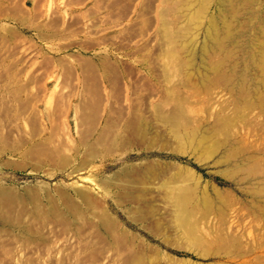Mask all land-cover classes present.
<instances>
[{"label": "rangeland", "instance_id": "obj_1", "mask_svg": "<svg viewBox=\"0 0 264 264\" xmlns=\"http://www.w3.org/2000/svg\"><path fill=\"white\" fill-rule=\"evenodd\" d=\"M240 6L232 21L220 0H0V264H264L245 47L264 0ZM212 16L227 41L204 56ZM242 71L246 100L228 87Z\"/></svg>", "mask_w": 264, "mask_h": 264}, {"label": "bare ground", "instance_id": "obj_2", "mask_svg": "<svg viewBox=\"0 0 264 264\" xmlns=\"http://www.w3.org/2000/svg\"><path fill=\"white\" fill-rule=\"evenodd\" d=\"M238 1V2H237ZM258 1H260V0H220V4L222 5V7H223V9L222 10H227V12L229 13V15H231L232 16V21L235 19L234 18V16L236 15H238V14H236V9H237V7H239L240 5V7H242V8H247L248 9V11L249 12H253L254 10L252 9L254 6H255V4L256 3H258ZM263 1V0H262ZM259 5V4H258ZM260 7V6H259ZM251 8V9H250ZM259 9V8H258ZM245 12H246V10H244ZM256 11V10H255ZM261 13L263 12L264 13V8L262 9V7L260 8V10H259ZM259 11H258V13H259ZM222 12V11H221ZM241 12H243L242 10H241ZM245 12H243V13H245ZM240 13V12H239ZM262 13V14H263ZM225 14H226V12H225ZM240 14H242V13H240ZM246 14V13H245ZM257 14V13H256ZM249 15V14H248ZM247 15V16H248ZM230 16V17H231ZM240 16V15H239ZM239 16H237V17H239ZM246 16V17H247ZM259 16V15H258ZM227 17H229V16H227ZM245 17V16H244ZM245 17V18H246ZM264 15L261 17H259V20H260V22L261 21H264ZM231 18H229V20H230ZM238 20V19H237ZM248 20V19H247ZM241 21H243L242 19H241ZM244 22V21H243ZM259 22V23H260ZM222 23L224 24L223 26H224V31H225V35H226V38H228V39H231V38H233V34H232V31H231V28H230V25H231V22H229L228 20H227V18H225L224 17V19H223V21H222ZM242 24V23H241ZM248 24V23H247ZM247 24H242V26L244 25H247ZM256 25H258V24H256ZM259 26V29L258 30H263V28H260V25H258ZM250 27V26H249ZM262 27V26H261ZM245 28V27H244ZM248 28V27H247ZM256 31V30H255ZM254 31V32H255ZM243 32H245V31H243ZM254 32H252V34L254 33ZM262 32V31H261ZM260 32V33H261ZM263 33V32H262ZM264 34V33H263ZM263 34H261V36H263ZM247 35V34H246ZM257 35V34H256ZM245 36V35H244ZM254 36V35H253ZM258 36V35H257ZM252 37V36H251ZM255 37V36H254ZM243 38V37H242ZM248 38V37H247ZM253 38V37H252ZM258 38V37H257ZM256 38V39H257ZM264 38V37H263ZM232 40V39H231ZM245 40V39H244ZM258 40V39H257ZM261 40V39H260ZM260 40H258V41H260ZM225 41H227V39L225 40ZM225 41L222 39V37H220L218 34H217V19L214 17V16H212L211 18H210V20H209V24H208V27H207V33H206V41H205V43H204V45H203V47L201 48L202 49V53H203V55L205 56L206 54H208V55H210L209 54V52L212 50H217V49H222L223 48V46H225L226 45V43H225ZM240 41V40H239ZM247 41V40H246ZM260 42H261V44H260ZM258 44H260V45H257L258 46V50H256V51H258V53L257 54H255V52H252L251 50H252V48H255L256 46L252 43V42H250V41H248L247 43H246V46L245 47H247V49H246V52L249 54V56L247 57L248 59L250 58V60L251 61H253V63H251V66L252 67H254V69L256 70V71H258V72H260V74H261V77H259L258 79H256L255 80V82L253 83L254 84V87H253V89H252V93H250V94H253V102L255 103V105L257 106V107H260V110H261V108H263L264 109V40H261ZM228 43V42H227ZM232 43V42H231ZM236 43V42H235ZM225 44V45H224ZM237 44V43H236ZM241 45H242V43H240ZM228 46V45H227ZM244 46V45H243ZM242 46V47H243ZM255 46V47H254ZM227 49V48H226ZM222 51V50H221ZM217 52H218V50H217ZM245 53V52H244ZM211 54H212V52H211ZM247 54V55H248ZM245 56V55H244ZM256 58V59H255ZM242 59H243V57H242ZM250 61V62H251ZM243 62V61H242ZM244 63H246L245 61H244ZM244 63H242L243 65H244ZM207 65H209V63L207 64ZM242 65V66H243ZM246 66H245V71H247L248 70V67H249V64L247 65V63L245 64ZM232 66V65H231ZM234 66V65H233ZM236 67V66H235ZM208 68V67H207ZM243 68V67H242ZM208 69H210V71L211 72H218V66H216V65H211V66H209V68ZM235 70H236V68H235ZM234 71V70H233ZM237 71V70H236ZM231 72H232V70H231ZM232 73H234V72H232ZM242 73H243V71H242ZM239 74H241L240 72H239ZM207 75V74H206ZM259 75V74H258ZM230 77H232L231 75H230ZM229 77V78H230ZM206 78V77H205ZM207 78H210L208 75H207ZM206 78V80H209V79H207ZM212 78V77H211ZM256 78H257V76H256ZM225 79V81H227L226 83H228V78L226 79V78H224ZM232 79H233V77H232ZM246 79H248V77L246 78V74H245V72L241 75V77H240V79H239V83H238V85L236 86V85H232V86H228L229 87V89H231V90H233V91H235V93L237 94V96L239 97V98H241V99H245L246 100V98L245 97H247V98H249V96L250 95H248V91H246V88H245V85H246V83H247V80ZM249 80V79H248ZM210 81V80H209ZM236 82V81H235ZM229 83H230V81H229ZM234 84V83H233ZM236 84V83H235ZM228 85V84H227ZM250 91H251V89H250ZM248 92V93H247ZM244 100V101H245ZM248 100V99H247ZM243 101V100H242ZM246 102V101H245ZM248 102V101H247ZM246 102V103H247ZM260 112H262V113H264V110L263 111H260ZM145 114H143V116H144ZM138 116H140V115H138ZM134 117H137V116H134ZM133 118V117H132ZM132 118H130V119H132ZM138 118V117H137ZM137 118H134V119H137ZM140 118H142L141 116H140ZM148 118V117H147ZM129 119V120H130ZM144 119V118H143ZM108 120V119H107ZM133 120V119H132ZM139 120V118L136 120V121H138ZM135 120H133V122H134ZM145 121V120H144ZM143 121V122H144ZM127 122V121H126ZM133 122H131L132 124H133ZM140 122V121H139ZM146 122V121H145ZM148 122H150V121H148ZM106 123V122H105ZM129 123V124H128ZM128 123H126L127 125H126V127H128V125L130 126V125H132V124H130V122H128ZM137 123L138 122H136V123H134V125L131 127L130 126V128H133L134 129V127H135V124H136V126H138L137 125ZM147 123V122H146ZM106 125V124H105ZM145 125H147V124H145ZM144 125V127H142V128H144L143 130H145L146 128V126ZM125 127V128H126ZM148 127V126H147ZM103 128V130L104 129H107L108 127H106L105 126V128L104 127H102ZM129 128V127H128ZM126 129V131L127 130H131L130 128L129 129ZM136 128V127H135ZM139 128H140V126H139ZM150 128H152V127H150ZM67 129H69V128H67ZM108 130V129H107ZM106 130V131H107ZM140 130V129H139ZM78 131V130H77ZM102 131V130H101ZM136 131V130H135ZM135 131L133 130L132 132L133 133H135ZM67 132H68V130H67ZM138 132V131H137ZM145 132V131H144ZM204 132V131H203ZM69 133V132H68ZM67 133V134H68ZM108 133H109V131H108ZM127 133V132H126ZM142 133H143V131H142ZM142 133H141V136H142ZM146 133H147V131H146ZM206 133V132H205ZM213 133H216V130L215 129H213ZM106 135L105 134V132L104 133H102V135ZM136 134V133H135ZM140 134V133H139ZM70 135V134H69ZM124 135V134H123ZM132 135H134V134H132ZM143 135H145V136H143V137H145V138H140V136H138L140 139H147L146 137V134H143ZM156 135H158V134H156ZM128 136V135H127ZM127 136H124V137H127ZM136 136V135H135ZM68 137V136H67ZM129 137V136H128ZM128 137L126 138V139H128ZM137 137V138H138ZM150 137V136H149ZM155 137V136H154ZM163 137V136H162ZM207 137V134H204L203 135V138L205 139ZM69 138H70V136H69ZM152 138V137H151ZM157 138V137H156ZM156 138H153V139H155L156 140ZM81 139V138H80ZM79 139V140H80ZM98 139V138H97ZM126 139H124L123 140V142H126V141H128V140H126ZM150 139V138H149ZM99 140H100V142L101 141H104V138H103V140H101V139H98V142H97V140L94 142V144H93V147H94V145L95 144H98V145H101L100 143H99ZM114 140V139H113ZM157 140H158V138H157ZM156 140V141H157ZM82 141H84V140H81L80 142H82ZM85 141H87V140H85ZM140 141V140H139ZM142 141V140H141ZM140 141V142H141ZM145 141V140H144ZM147 141V140H146ZM145 141V142H146ZM149 141H152L151 139L149 140ZM154 141V140H153ZM105 142V141H104ZM113 142H115V141H113ZM139 142V143H140ZM158 142V141H157ZM82 143H85V142H82ZM102 143V142H101ZM121 143V142H120ZM150 143V142H149ZM137 144V143H136ZM141 144V143H140ZM151 144H155V143H151ZM161 144H163L162 142H161ZM58 145V144H57ZM59 145H61L60 143H59ZM84 145V144H83ZM83 145H81V146H83ZM104 146H105V144H103ZM103 145H101V146H103ZM107 145V144H106ZM120 145V144H119ZM150 145V144H149ZM152 145V146H153ZM156 145H158V144H156ZM89 146V145H88ZM91 146V148H90V150H89V148H87L90 152H91V149H93L92 148V144L90 145ZM97 146V145H96ZM161 146V145H160ZM163 146V145H162ZM107 147H109L108 145H107ZM123 147H125V146H123ZM148 147V146H147ZM55 149H56V147H55ZM86 149V150H87ZM148 149V148H147ZM59 149H58V147H57V151H58ZM87 150V151H88ZM94 150V152H95V149H93ZM109 150V149H108ZM108 150H106V151H108ZM111 148H110V152H111ZM120 150V149H119ZM76 151V150H75ZM87 151H86V153H87ZM123 151V150H122ZM121 151V152H122ZM78 152H79V150H78ZM77 152V153H78ZM84 152V151H83ZM114 151L112 150V152L111 153H113ZM86 153H84V154H86ZM96 153H97V150H96ZM111 153H109V154H111ZM88 154V153H87ZM105 154V153H104ZM108 154V153H107ZM106 154V155H107ZM92 155H95V153H93L92 152ZM88 156H90V155H88ZM96 156V155H95ZM91 157V156H90ZM246 156H244L243 158H245ZM250 158H252V156H249ZM249 157H247V160L248 159H250ZM78 159V158H77ZM93 159V158H92ZM95 159V158H94ZM93 159V160H94ZM58 160V159H57ZM86 160V159H85ZM257 160V159H256ZM53 161L54 162H56L55 161V159H53ZM69 160H68V158H67V162H68ZM72 161H73V159H72ZM76 161V160H75ZM82 161V160H81ZM83 161H84V159H83ZM82 161V162H83ZM71 161H69V163H70ZM85 162H88V161H84V164H85ZM238 163V162H237ZM254 163V162H253ZM259 163V162H258ZM86 164H90V160H89V163H86ZM148 164H149V162H148ZM255 164V163H254ZM253 164V165H254ZM63 165H64V163H63ZM240 164H237L236 166L237 167H239V168H241V169H244V166H243V168L241 167V166H239ZM251 165V169L252 168H254L256 171H258L259 170V167H258V164L256 165L257 167L255 168L254 166H252V164H250ZM81 167H82V163H81ZM146 167H148V165H146ZM250 167V166H249ZM246 168V167H245ZM75 169V168H74ZM77 169H80V168H76V170ZM253 169V170H254ZM149 170V169H148ZM250 170V169H249ZM249 170H247V172L249 171ZM252 170V171H253ZM125 171H127V170H125ZM244 172H246L245 170H243ZM150 172V171H149ZM255 172V171H254ZM127 173H128V171H127ZM228 173V172H227ZM258 173V172H257ZM259 173H260V171H259ZM258 173V174H259ZM249 174H251V171L249 172ZM248 173H247V176H250ZM152 175V174H151ZM256 175V174H255ZM257 176V175H256ZM261 177L262 176H264V174H262V175H260ZM246 177V175L244 176V179H247V178H245ZM251 177V176H250ZM249 177V178H250ZM248 178V179H249ZM256 178V177H255ZM254 179V178H253ZM258 180H260V179H258ZM262 180V179H261ZM261 180H260V182H261ZM263 182H264V180H262ZM166 184V183H165ZM261 185V184H260ZM259 185V186H260ZM263 187H264V185H262ZM176 186H174V188H175ZM262 187V188H263ZM261 188V189H262ZM261 189L259 188V191H256L257 193H255V197L256 196H258V197H262V195H260L261 193H263V191L262 192H260L261 191ZM253 193V194H254ZM86 194V193H85ZM84 194V195H85ZM264 194V193H263ZM88 195V194H87ZM219 195H220V193H219ZM231 200V199H230ZM264 199L262 198V201H263ZM229 201V200H228ZM227 201V202H228ZM231 201H229L228 202V204L230 203ZM235 202V201H234ZM234 202H231L230 204H232V203H234ZM225 203V202H224ZM254 203V202H253ZM227 204V203H226ZM228 204H227V206H228ZM229 204V205H230ZM207 205V207H209L208 206V204H206ZM223 205V204H222ZM233 205V204H232ZM206 207V209H211V207H209V208H207ZM264 207V206H263ZM262 206H260V204L258 205H256L255 203H254V211H255V213L257 214V213H259L260 215H264V208H263ZM225 208H228V207H226V205H225ZM232 208V207H231ZM209 209V210H210ZM221 209V208H220ZM218 210V211H222V210ZM229 209V208H228ZM209 210H207V211H209ZM105 212H103L102 214H104ZM223 214H225V213H223ZM258 215V214H257ZM103 216V217H102ZM101 217L102 218H100V219H102V224H103V226L104 227H106L108 230H110V232H114L115 230V228L114 227H116L115 226V224L113 223V222H111V220L109 219V215L107 216V215H101ZM236 233V232H235ZM230 234H233V233H231L230 232ZM229 234V235H230ZM238 234V233H237ZM225 235H226V232H225ZM234 235V234H233ZM228 236V235H227ZM235 237H233L232 239H234L232 242H234V241H236L237 240V238L236 237H239V236H236V234L234 235ZM220 237H221V234H220ZM219 237V238H220ZM229 237V236H228ZM231 235H230V239H231ZM222 238L224 239V237L222 236ZM235 238H236V240H235ZM229 238H228V241L230 240ZM221 240V239H220ZM229 242H231V241H229ZM231 242V245L232 244H234V243H232ZM223 244V243H222ZM230 245V244H229ZM263 246V245H262ZM261 247V246H260Z\"/></svg>", "mask_w": 264, "mask_h": 264}]
</instances>
